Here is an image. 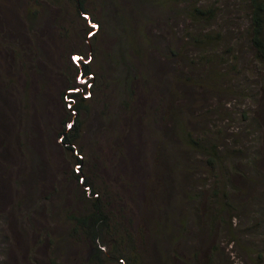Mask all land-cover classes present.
I'll list each match as a JSON object with an SVG mask.
<instances>
[{"label": "trees", "instance_id": "obj_1", "mask_svg": "<svg viewBox=\"0 0 264 264\" xmlns=\"http://www.w3.org/2000/svg\"><path fill=\"white\" fill-rule=\"evenodd\" d=\"M61 1L50 0L63 11ZM66 1L73 13L85 21L86 28L81 41L75 42L69 39L72 31L65 24L56 25L68 37L64 43L67 57L79 56L76 63L73 59L70 61L72 65L64 63V59L59 62L58 76H63L60 81L65 88L62 94L69 97L65 101L61 94V99L69 116L61 120L57 134L61 136L62 147L72 153L73 163L82 166L80 172L72 171L70 178L83 190L80 195L73 190L74 196H69L66 189L54 186L52 194H57L52 203L56 209L37 208L39 198H31L23 210L17 209L15 204L9 213L10 220L14 219L16 225L10 233H1L0 250L6 249L2 244L10 237H15V244L29 247L28 235L24 232L25 220L29 219L44 226L43 237L38 243H45L50 251L58 254L51 255L50 264H62L61 255L65 258L74 249L76 253L80 252L82 243L89 248L87 261L90 260V264H201L194 254H199V244L206 255L204 264H214L213 252L224 249L219 241L211 242L212 236L217 235L222 226L228 247L244 251L251 262H263L264 173L256 167L259 166L256 153L259 152L257 141L260 136L253 139L251 147L254 148L247 146L249 154L244 150L243 156L249 163L246 172L243 171L236 180L231 178L233 172L237 174V170L230 174L227 169L231 150L219 147L218 136L196 117L202 109L197 110L188 99L194 95L202 96L203 91L211 102L214 93L218 92V82L209 70L219 62L227 67L223 71L213 69L211 73L224 78L228 74L227 68L234 71V82L225 90L236 96L235 92L240 90L241 95H246L244 99L250 105L244 107L243 116L249 119L251 111L258 109L264 121V92L255 91L258 84L253 82L248 85L249 92L243 88L244 73L254 75L257 71L258 76L264 73V0H248L247 6H236L235 16L245 28V42L242 37L228 33L225 29L230 26L228 22L222 19L219 24L214 5H203L200 0H144L150 10L143 15L138 27L128 26V33L118 38L111 50L99 46L108 39V33L117 32L108 23L107 0ZM42 9L45 16H52V11L43 5ZM38 14L41 15L40 9L32 11L28 22L39 24ZM87 19L94 25L88 24ZM139 37H144V49L138 43ZM178 40L191 46L193 56L198 58L193 67L190 66L193 60L189 59L187 69L192 73L182 76L184 66L176 60L181 51L176 52L173 48ZM228 42L226 48L221 49ZM38 44L29 46L33 53L38 51ZM162 44L166 46L159 51V61L160 57L167 58L169 69L161 68L157 59L154 65L149 59L152 50ZM143 63L145 70L141 67ZM153 67L150 73L149 68ZM198 71H206L208 75L199 76ZM79 73L86 78L85 82L76 80ZM37 76L43 81L41 87L53 93L57 87L52 83L57 82L52 80V72ZM150 76L152 79L161 76L166 83L157 90L156 83L150 91L147 83L155 84ZM260 80L264 83V75ZM111 88L116 89L118 95L115 97L121 106L114 105L116 101L109 99ZM180 98L184 105L174 103ZM223 103L224 106L227 104ZM96 104L103 106L100 113L90 110ZM213 106L216 115L221 116L219 121L224 124L227 117L222 116L219 102ZM192 111L196 116L190 114ZM86 119L97 120L101 129L94 125L92 134L95 136L85 142ZM252 121L260 123L256 118ZM192 126L199 128L195 135H192ZM122 128L127 136H116L114 144L109 136H101L108 130L113 132ZM100 139H108L109 150L116 151L115 162L108 153L107 144L105 151L98 153L94 142ZM234 151L239 152V147ZM79 152L86 156H79ZM4 153L1 150L0 157ZM144 162V169L140 170L139 166L143 167ZM4 175L5 170L1 167L0 180H4ZM121 180L122 183L117 182ZM237 181H246L243 190ZM121 187L122 192L127 190L129 193L127 198L122 197ZM34 194L38 196L36 191ZM3 195L0 191V204L6 206ZM164 205H171L172 210L165 214ZM157 211L164 212L156 215ZM5 215L0 213V225L6 223ZM44 215L47 216L45 220ZM64 246L66 250L62 249ZM188 254H191L190 260L184 258ZM77 255L81 264L89 263L83 261V254ZM35 257L30 255V260ZM228 261L241 264L240 254L239 259Z\"/></svg>", "mask_w": 264, "mask_h": 264}, {"label": "rangeland", "instance_id": "obj_2", "mask_svg": "<svg viewBox=\"0 0 264 264\" xmlns=\"http://www.w3.org/2000/svg\"><path fill=\"white\" fill-rule=\"evenodd\" d=\"M200 1L203 5L216 6L215 10L219 24L222 23V19L228 22L230 26H226L225 28L228 33L235 34L238 38L242 37L244 41L245 37L243 31L245 28L240 25L235 14L236 6L245 7L249 4L248 0ZM0 2V151L2 150L5 152L3 156L0 157V168L3 167L5 170L4 180H0V191L4 192L3 196L6 198V206L0 204V213L6 214L4 216L6 223L0 225L1 240V233H10L16 225L14 219L12 221L10 220L12 217H10L9 213L10 209H12V207L14 208L15 204L17 205V209L23 210L30 204L31 198H39L40 200L36 205L37 208L42 207L43 209L52 207L56 209V206L52 203V199H54L57 194H52L54 186L56 188L60 187L61 189H66L69 196H74V193L71 192L73 190H76L78 195H80L83 190V187L78 186L76 181L70 178L71 172H80L82 166L78 163H73L74 157L72 153L62 147L61 136L57 134L61 120L69 116V112L63 107L61 99V94L64 92L65 88L62 87L63 84L60 81V78H63V76H58L60 67L59 62L63 59L66 64L67 62L71 64L73 61L75 63L79 61L77 59L79 56L77 55H74V57L72 56L73 61L71 57H67V50L64 48V43L68 37L63 35L62 29L58 26L60 23L61 25L65 24L72 31L69 39H74L75 42H79L84 36L86 25L85 21L73 13V9L66 0L61 1L63 11H59L56 6L52 5L50 0H0ZM42 5L46 10L52 11V16H45ZM106 8L108 9V23L117 29V32L111 31L108 33V39L99 44V46H102L104 49L108 48V50H111L115 46L118 38H123L124 35L128 33L126 29H128L130 24L137 26L143 15H146L150 10L149 4L144 0H107ZM36 9H40L42 15L38 14L36 16L39 18V24L37 25L36 23L31 24L28 22V17L32 15V11ZM152 15L153 13L151 16ZM36 17H34V19ZM87 23L94 25L89 19H87ZM45 26L47 29H45ZM137 27L133 29L136 30ZM95 29L96 24L94 30ZM90 34L91 33L88 35ZM138 39V43H140L144 49V37H139ZM32 43H39L37 46L38 51L35 53H33L31 49ZM228 44L229 42L221 49H225ZM164 46L166 45L162 44L160 47L154 48L152 50V56L149 59H151L153 65L156 64L157 59L161 68L169 69V60L165 57H160L159 61L158 57L160 49ZM173 48L176 52L181 51V56L176 58V60L181 62L184 66L181 76L183 74L192 73L187 69L189 59L192 58L193 60L190 63L191 67L194 66V63L197 64L198 62V58L193 56L194 52L192 47L187 45L185 41L178 40L176 45L173 44ZM242 48L243 50L245 49L243 46ZM49 55L51 57H49ZM239 65L242 66L240 63ZM141 67L145 70V63L141 64ZM226 67L227 65L225 64L215 62L209 70L211 76L216 75L218 82V92H215L213 97L211 96V102L205 97L203 91H201L202 96L198 97L194 95L188 100L192 102L193 105H196L197 110L202 109L201 112L196 114L199 116H196L193 111L190 114L199 118L206 127H209L214 136H218V142L221 144V146H219L220 148H229L231 150V160L227 163V169L230 174L234 170H237V174L233 172L231 175V178L236 180V177L240 176L243 171L246 172L245 170L249 166V163H247L246 158L243 156L244 150L246 154H249L247 146L250 148L251 145L254 144L252 143L253 139L258 138V136H260L257 141L259 152L256 153V156L259 159V166L256 165V167L257 170L264 173V121L263 114L258 109L251 111V117L246 119V117L243 116L244 107L250 105L248 101L244 99L246 95H241V91L238 90L235 92L238 94V97L225 90L228 85L234 82V71L227 68L228 74L224 78H221L219 74L211 73L213 69L218 68L219 71H223ZM153 70L154 67L151 69L149 68L150 73H152ZM50 72H52V80L57 82L56 84L52 83V86L57 87L53 90V93L41 87L43 81L41 77L37 76L44 73L49 74ZM198 72L199 76L208 75L206 71ZM257 73L258 72L255 71L254 75H249L248 73L243 74V76H245H242L244 79L243 88L246 92H249L248 85L252 82L258 84L255 91L260 89V91L262 90L264 92V83L260 80L264 73H260L259 76ZM236 75L240 76L239 72H236ZM85 79L86 78L81 76L80 73L76 78V80L81 83L85 82ZM152 80H154L155 84L147 83L150 91H152L156 83V90L162 83H166V79H163L161 76L153 78ZM179 86L181 87V85ZM165 91L167 92V90ZM109 92L111 94L109 99L116 101L114 105L121 106V102H118L115 97L118 95L116 89L111 88ZM159 93H161V91H159ZM88 94L89 93H87V95ZM206 95H208V86L206 88ZM52 97L53 99L50 100ZM62 97L65 101L69 99L66 93L62 94ZM223 101L227 103L225 106ZM218 102L222 108V116L227 117L224 124L219 121L221 116L216 115V109H213V105ZM174 103L176 105H184L185 102L180 98L174 101ZM164 106L165 105H162L163 108ZM67 107L69 108L70 105L67 104ZM102 107L103 106L96 104L92 106L90 110L100 113ZM104 110L107 112L108 108H104ZM163 115L169 118L167 113L163 112ZM254 118L259 120L260 123L256 124V121H252ZM96 121L95 119L85 120V142L90 139V136H95L92 134L94 125L98 129H101L97 124L98 121ZM198 129L192 126V135L198 133ZM102 132L103 131H101V133ZM101 136H109L111 143L114 144L116 142V136H127V132L124 128L113 132L108 130L106 134H102ZM172 136H174V133ZM174 138L176 139V136H174ZM106 144L108 146V153H110L115 162L116 151L109 150L110 143L108 139H100L94 142L98 153L105 151L104 145ZM2 146L4 147L2 148ZM237 147H239V152L234 151ZM252 148L254 147L252 146L251 149ZM74 153L76 154L77 152L74 151ZM79 156L84 158L86 154L79 152ZM144 166L145 162L143 163V167L140 168L139 166V169H144ZM134 174L137 175L136 171ZM159 181H161L160 178ZM81 182L82 179H80L79 183ZM117 182L122 183V180ZM244 184H246V181H237V185L241 190L244 189ZM122 189L123 187H121L120 190L122 197L127 198L129 193H126L127 190H125V193L124 190L122 192ZM34 191L37 192L38 196L34 194ZM164 206L163 209L165 210V214L167 211L172 210L171 205ZM127 211L129 212L130 210L127 209ZM162 213L157 211L156 215ZM46 218L47 216L44 215L43 220ZM28 220L29 219L25 220L27 225H25L26 231L24 232L28 235V244L32 252H30L29 247L26 245H19L17 242L15 244V237H10L7 242H4L5 244L1 242L6 249L0 250V261H2L0 264H50L52 259L51 255L58 256V254L50 251L45 243H38V239L43 237L44 226L40 225L37 220L33 222ZM135 226L137 225L135 224ZM212 237L213 240L211 242L219 241L224 249L221 252L220 250H215L213 252L212 257L214 264H230L228 260L239 259V254L241 264H264V261L258 263L251 262L244 251L236 249L235 251L233 248L228 247V240L222 226H220L217 235L213 234ZM81 245L80 252L77 251V253L83 254L82 257L83 259L85 258L83 261H87V257L90 256L89 248H87L84 243ZM57 248L58 247H56V249ZM201 248L202 245L199 244L197 247L199 254H194L197 260L201 264H204V256L206 257V255ZM62 249L66 250V247L64 246ZM77 253L76 249H74L72 254L69 253V256L65 258H63L64 255H61L62 258L60 260L62 264H81L78 257L76 258V256H79ZM32 254L39 258L40 261L36 259V257L33 258L34 260H30V255ZM68 257L71 258L65 260ZM184 258L190 260L191 254L184 256ZM87 262H89L88 264L91 263L90 260Z\"/></svg>", "mask_w": 264, "mask_h": 264}, {"label": "clouds", "instance_id": "obj_3", "mask_svg": "<svg viewBox=\"0 0 264 264\" xmlns=\"http://www.w3.org/2000/svg\"><path fill=\"white\" fill-rule=\"evenodd\" d=\"M78 56V55H77ZM85 81H86V79H85Z\"/></svg>", "mask_w": 264, "mask_h": 264}]
</instances>
